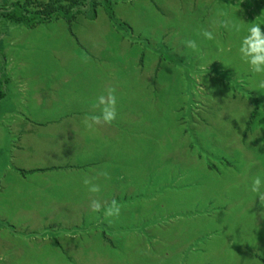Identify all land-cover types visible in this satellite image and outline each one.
I'll return each instance as SVG.
<instances>
[{
  "label": "rangeland",
  "instance_id": "1",
  "mask_svg": "<svg viewBox=\"0 0 264 264\" xmlns=\"http://www.w3.org/2000/svg\"><path fill=\"white\" fill-rule=\"evenodd\" d=\"M50 1L0 0V39L10 35L12 47L26 46L23 73L30 77L35 98L52 104L66 82L65 74L76 78L68 84L76 85L86 100L96 101L109 92L115 96L126 134L135 128L139 131L135 148L140 158L132 165L140 171L134 210L123 208L122 218L113 219L106 232L98 213L74 230L107 233L104 252L122 249L123 255L110 257L102 250L87 255L69 249L71 245L66 249L73 255H60L51 242L16 237L38 228L48 230L51 225H41L46 217L56 220L66 215L69 222L78 219L79 212L74 211L77 216L72 219L63 213L65 209L54 208L41 217L44 210L37 212L39 207L8 202L0 209V219L8 221L0 227V264H111L116 260L118 264H180L183 251L172 239L181 233L182 217L216 209L222 213L227 193L234 205L218 216L227 226L219 239L220 249L227 252L229 264H250L249 256L252 264H264V229L258 223L264 211L260 198L250 191L252 180L264 176V76L252 74L240 61L239 37L220 24L229 17L217 16L221 8L235 10L231 18L255 23L264 19V0H119L114 18L101 4L96 16L89 17L94 10L89 5L72 25L60 19L37 28L9 22L1 15L16 2L35 10ZM110 24L118 31H110ZM7 25L11 31L3 33ZM202 28L213 31L216 39L204 40ZM189 41L197 47H189ZM12 55L17 56L14 48ZM18 67L13 64V73ZM115 71L118 86L109 83V73ZM43 73L51 75L38 80ZM52 77L61 79L48 80ZM133 121L138 125L132 128ZM39 139L35 147L41 150L43 139ZM37 155L30 165L46 162L40 158L43 152ZM186 187L190 198L183 194ZM180 198L196 202L180 207ZM186 221L182 224L188 225L186 233H195L194 225ZM54 226L74 228L69 223ZM11 228L12 232L19 229L15 238L9 236ZM165 235L170 237L167 242L162 240Z\"/></svg>",
  "mask_w": 264,
  "mask_h": 264
},
{
  "label": "crops",
  "instance_id": "2",
  "mask_svg": "<svg viewBox=\"0 0 264 264\" xmlns=\"http://www.w3.org/2000/svg\"><path fill=\"white\" fill-rule=\"evenodd\" d=\"M110 26L112 27L110 31H118L113 24ZM11 28L12 26H5L3 33L10 32ZM123 37L124 34L120 38L121 41L125 40ZM3 38L0 39V53L2 54L0 65L3 70L2 73L0 72V88H4V92L0 94V209L8 202L17 203L16 207H39L37 212L44 210L41 211V217L52 214L49 212L54 208L61 209L60 211L65 209L63 213L72 215L69 217L72 219L77 216L73 214L74 211H78L81 215L78 219L67 222L66 215L56 220L54 218L49 220L46 217L41 225H51L48 230L43 231L42 228H38L29 234L21 232L16 238L26 236L24 240L51 242V248L56 249L60 255H73L72 251H67L68 245H71L69 249L83 250L87 255H91L92 250L96 252L102 250L106 253L104 250L107 246L103 236L107 234L105 232L109 223L112 225L113 219L118 222L122 218L123 208L134 210L132 206L135 204L134 196L138 188L140 171L138 168L133 169L132 165L136 159L140 158V152L135 148L138 142L135 139L139 131L135 128L131 132L127 131L126 134L124 122L118 114L111 124H106L102 120L100 123H94V118L100 115L103 106H97L98 98L93 102L89 98L86 100L85 96L79 94L76 85L71 87L68 80L76 81V78L69 77L68 74H65L66 82L62 89L57 90L58 96L53 99L52 104L43 98H35L34 94L30 93V86L33 85L30 83V77L23 73V67L26 65V50L23 47L26 46L21 44L20 49H17L12 47L14 42L10 35ZM13 48L17 54L14 57ZM15 59L18 60L15 61ZM15 63L19 67L18 71L13 73L12 66ZM50 75L43 73V77L39 76L42 78L38 80L47 79ZM118 75L117 71L110 72L109 83L112 84L111 82L114 81V86H118L116 84ZM58 79L61 78L52 77L48 80ZM87 87L89 84L85 88ZM119 110V106H116L117 113ZM133 122L132 128L138 125L135 121ZM88 124H91V128L87 127ZM39 137L43 139V142L40 141L41 150L35 147L37 141L40 140ZM38 152L40 155L43 152L40 158L44 157L46 162L30 165L31 158L39 157ZM122 165H126V168ZM102 173H107V178ZM86 179L98 185L101 191L99 193L90 192L89 185L84 183ZM189 187L183 189V194L190 198L187 193ZM125 192L128 196L126 195L124 202ZM22 198H25L28 203H22L24 201ZM226 198L227 205L222 213L216 209L210 213H201L197 217H188L189 219L182 217L183 220L181 219L178 229L181 233L178 238L175 236L172 239L173 244L183 251L180 264L230 263L227 259V252L225 254L220 249L219 243L222 234L226 233L227 226L225 225L226 220L221 218L220 221L218 216L225 215L227 209L233 208L234 205L231 195L228 196L227 193ZM189 200L187 198L185 201L180 198V207L191 206L196 202L193 200L189 202ZM94 201H99L100 212L92 211ZM113 201L120 207L119 215L105 216V210L112 205ZM209 207L212 208V206ZM261 207L263 209L261 211H264V203ZM97 213L100 216V223L105 226L102 227L104 233L101 231L99 236L86 232H80V234L74 232L78 229L76 225L81 226L88 223L89 219L86 218L91 214L97 215ZM2 218L4 220L0 219V227L4 228L3 225H7L8 221ZM184 220L194 225L195 233L193 231L186 233L188 225H182L185 223ZM67 223L73 225L74 228L63 227L62 230H57L54 226ZM258 223L264 229V216L259 219ZM15 230L16 232H12L11 228L8 231L12 238L19 233V229ZM169 238L165 235L162 240L167 242ZM64 240L67 242H63ZM23 246L27 247V244ZM130 248H134L133 245ZM121 250L111 249L105 255L117 257V254L123 255ZM74 255L77 254L74 253ZM248 260L250 264L253 263L252 256H249ZM111 264H118V261Z\"/></svg>",
  "mask_w": 264,
  "mask_h": 264
},
{
  "label": "clouds",
  "instance_id": "3",
  "mask_svg": "<svg viewBox=\"0 0 264 264\" xmlns=\"http://www.w3.org/2000/svg\"><path fill=\"white\" fill-rule=\"evenodd\" d=\"M235 10L219 9L217 12L218 17H229L220 21V24L228 29L230 33L239 37V46L236 49L240 61L247 65L248 70L254 75L264 76V19H256L255 23H244L243 20H236L231 17L235 16ZM261 16H264L262 14ZM200 35L204 40L214 41L216 36L213 31L207 28H202ZM188 46L195 49L197 44L195 41H189ZM264 87V84L261 85ZM116 98L111 92L107 96L100 95L98 97V105L103 106L99 116L94 118V123H100L102 120L106 124H111L117 118L116 111ZM87 127L91 128V124ZM107 178V173H102ZM89 185V191L92 193H99L100 187L88 179L84 181ZM250 191L259 197L261 202L264 203V176L257 175L251 182ZM92 211L100 212L101 205L99 201L93 202ZM120 207L113 201L112 205L105 210V216L119 215Z\"/></svg>",
  "mask_w": 264,
  "mask_h": 264
},
{
  "label": "trees",
  "instance_id": "4",
  "mask_svg": "<svg viewBox=\"0 0 264 264\" xmlns=\"http://www.w3.org/2000/svg\"><path fill=\"white\" fill-rule=\"evenodd\" d=\"M119 0H52L42 4L41 8L30 10L26 4L16 2L1 13L9 22L35 28L41 24L55 20L65 19L70 25L78 15L86 13V8L91 5L94 9L90 13L91 18L96 16V7L101 4L111 18H114V5ZM125 1V0H124ZM3 93V92H2ZM0 92V94H2Z\"/></svg>",
  "mask_w": 264,
  "mask_h": 264
}]
</instances>
